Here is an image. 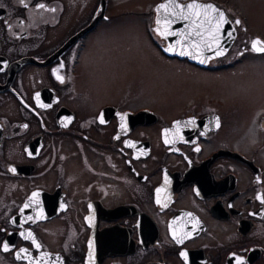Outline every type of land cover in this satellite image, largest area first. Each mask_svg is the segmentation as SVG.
I'll return each mask as SVG.
<instances>
[{
    "label": "flooded vegetation",
    "instance_id": "1",
    "mask_svg": "<svg viewBox=\"0 0 264 264\" xmlns=\"http://www.w3.org/2000/svg\"><path fill=\"white\" fill-rule=\"evenodd\" d=\"M162 1L0 0V264H264L260 103L176 87L151 95L140 79L107 88L119 72L106 49L128 23L192 78L263 54L244 13L210 0L233 27L224 54L179 55L188 48L156 31ZM135 84L153 101L126 102Z\"/></svg>",
    "mask_w": 264,
    "mask_h": 264
},
{
    "label": "rangeland",
    "instance_id": "2",
    "mask_svg": "<svg viewBox=\"0 0 264 264\" xmlns=\"http://www.w3.org/2000/svg\"><path fill=\"white\" fill-rule=\"evenodd\" d=\"M227 1L244 13L248 29L255 32L253 34L257 33L256 35L264 37V0ZM246 33L251 34L252 32L247 30ZM112 41L117 43H112L111 47L106 49V54H109L113 62V71L119 73L117 77L107 83V88H111V96L119 93L124 85L128 86L131 82H137L140 79L142 85L148 89L144 93L147 92L151 95L159 93L168 95L170 89L176 87L175 90L187 89L192 93L203 89V92H209L210 95H216L224 100L226 97L231 98V101L238 96L242 99L251 96L250 102L254 104L255 108L262 106L260 111L264 114V53L255 56L249 52H243L242 61L237 66L228 68L227 71L203 73V78L199 79L190 77V72L186 73L185 69H182V65L178 64L177 66L159 59L149 47L146 37L131 30L129 23L128 28L115 29L112 32ZM142 61H144L143 64H141ZM175 66L180 67L181 70H177ZM183 68L185 67L183 66ZM127 79L128 82H126ZM133 86L135 88H130L124 96L126 102L137 103L142 99L153 101L151 97L143 96L139 92L142 91L140 85ZM99 94L105 95L106 91L101 90ZM258 103L260 105L257 106ZM156 105L159 104L156 103ZM230 111H232L230 108L229 111H226L225 121L231 127H235L238 115ZM233 121L234 123H232ZM233 130L231 129L230 132ZM240 132L242 133V130ZM255 142L257 146L259 143V148L264 153V128L262 130V128L255 127ZM238 143L243 148H250L246 141L239 140Z\"/></svg>",
    "mask_w": 264,
    "mask_h": 264
},
{
    "label": "snow or ice",
    "instance_id": "3",
    "mask_svg": "<svg viewBox=\"0 0 264 264\" xmlns=\"http://www.w3.org/2000/svg\"><path fill=\"white\" fill-rule=\"evenodd\" d=\"M39 8H44L43 4L37 5ZM160 9L164 10V24L161 26V21L157 19V28L156 31L161 37L167 38V36H181V40L185 43L182 44L181 41H177L178 45L181 47H187L188 50H181L179 55H193V53H198L202 56L203 49L215 50L217 56L224 54V48L220 44V33L226 23H228L225 13L221 11L218 7L214 6L211 3H199L197 0H191V3L181 4L177 3V0H169L166 4H161L158 6L157 11ZM54 11V9H52ZM171 17V18H169ZM177 19L188 21L189 23L185 25V30L182 32H174L171 30V25L176 22ZM240 21L236 20V24H239ZM229 36L232 35L231 32L228 33ZM191 38V42L187 43ZM252 50L259 53H264V42H261L259 39L252 41ZM165 51H176V45H170ZM196 58V56H193ZM207 58L200 59V63H206ZM56 71V70H54ZM57 79L62 81V77L57 76ZM39 94H37V99ZM41 107H47L48 105H40ZM103 123V120H101ZM217 126L219 122L217 119ZM168 143L169 141H165ZM199 151V149H196ZM160 189H157L159 192ZM38 193H33V198L37 197ZM259 198V197H258ZM161 201L158 199L157 203ZM166 206V205H165ZM25 208L29 207V204H25ZM190 215V214H189ZM40 218H43L42 216ZM28 219H32L29 217ZM21 235H24L23 233ZM174 239L177 240V243H182V240L173 234ZM25 239L32 238V234L28 233L24 235ZM33 245L39 248V244L33 239ZM91 246V242H90ZM4 250H8V244H4ZM25 249H21V252H25ZM19 255V254H18ZM181 255H184L182 253ZM237 264H241L240 258L237 257Z\"/></svg>",
    "mask_w": 264,
    "mask_h": 264
},
{
    "label": "water",
    "instance_id": "4",
    "mask_svg": "<svg viewBox=\"0 0 264 264\" xmlns=\"http://www.w3.org/2000/svg\"><path fill=\"white\" fill-rule=\"evenodd\" d=\"M197 2H199V3H211L214 6H216L212 1H209V0H197ZM166 3H168V1H162V2L158 3L157 8L159 5L166 4ZM177 3H181V4L191 3V0H186L184 2H178L177 1ZM216 7H218V6H216ZM218 8L222 11V9L220 7H218ZM169 18H171V17H169ZM162 19L164 20V18H162ZM227 21H228V19H227ZM188 23H189L188 21L177 19L176 22L171 25V29L174 30V32H178V33L182 32L183 30H185V25ZM229 32L232 33L231 36L228 35ZM220 36H221L220 44L222 45L223 48H225L226 44L230 41V39L233 36V27L231 26L229 21H228V23H226L224 25V27L220 33ZM165 39L169 42L181 41V43H185L184 41L181 40V36H171L170 35V36H167V38H165ZM256 39H259L261 42H263L259 37L255 36L252 38L251 44H252V41L256 40ZM190 42H191V38L187 43H190ZM213 55H216L214 49L213 50L203 49V58H208V57H211Z\"/></svg>",
    "mask_w": 264,
    "mask_h": 264
}]
</instances>
